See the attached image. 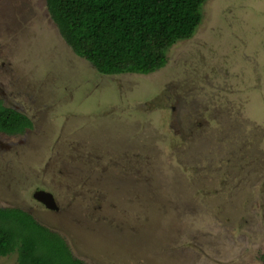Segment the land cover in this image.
I'll return each mask as SVG.
<instances>
[{"label": "rangeland", "instance_id": "obj_1", "mask_svg": "<svg viewBox=\"0 0 264 264\" xmlns=\"http://www.w3.org/2000/svg\"><path fill=\"white\" fill-rule=\"evenodd\" d=\"M200 13L159 71L104 76L45 0H0V105L31 125L0 132V209L83 264H264V0Z\"/></svg>", "mask_w": 264, "mask_h": 264}, {"label": "trees", "instance_id": "obj_2", "mask_svg": "<svg viewBox=\"0 0 264 264\" xmlns=\"http://www.w3.org/2000/svg\"><path fill=\"white\" fill-rule=\"evenodd\" d=\"M207 0H45L59 35L97 73L149 75L167 63L175 43L193 37ZM28 118L0 105V132L30 128ZM17 264H83L64 241L29 215L0 209V257Z\"/></svg>", "mask_w": 264, "mask_h": 264}, {"label": "water", "instance_id": "obj_3", "mask_svg": "<svg viewBox=\"0 0 264 264\" xmlns=\"http://www.w3.org/2000/svg\"><path fill=\"white\" fill-rule=\"evenodd\" d=\"M33 198L41 203L47 210L54 211L56 207L54 205L53 197L50 193L44 191H38L33 194Z\"/></svg>", "mask_w": 264, "mask_h": 264}]
</instances>
